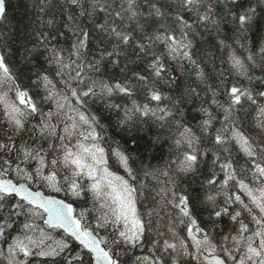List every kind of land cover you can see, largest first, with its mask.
Instances as JSON below:
<instances>
[{"label": "snow or ice", "instance_id": "snow-or-ice-1", "mask_svg": "<svg viewBox=\"0 0 264 264\" xmlns=\"http://www.w3.org/2000/svg\"><path fill=\"white\" fill-rule=\"evenodd\" d=\"M115 2L92 0L91 4L92 11L98 8L112 18L111 23L94 28L114 38L113 51L84 62L90 33L79 26L72 30V52L67 57L64 50L45 42V59L55 72L37 75L34 84L39 91L23 86L8 61L7 49L0 47V131L8 133L6 139L0 137V241L5 245L0 247V257L7 264H38L41 259L45 264H127L123 256L135 251L132 264H264V136L254 139L237 117L247 105L254 106L253 121L264 133V103L258 102L264 99V90L234 83L224 88L226 101H222L220 93L207 85V76L194 57L192 37L199 35L197 24L207 28L218 23L212 16L214 0H175L176 29L148 38L165 48L162 55L152 53L148 68L153 79L130 73L141 82L148 101L133 99L131 107L112 103L111 98L132 97V79L109 82L89 74L99 73L106 57L119 64L121 46L130 42L137 54L148 53L143 43L115 23L124 13L130 19L142 15L137 0H119L121 10L112 11ZM227 2L235 5L240 13L237 22L247 31L255 15L251 4L248 0ZM68 3L80 9L81 16L91 15L82 0ZM149 7L154 17L165 15L155 3ZM7 10V0H0V21L7 19ZM220 43L227 47L224 41ZM260 54L264 71V48ZM166 57L181 68L190 65L196 78L207 85L209 103L197 109L203 116L198 129L183 120L180 100H172L154 86L156 80L168 85L176 82L168 74ZM228 63L238 77L258 80L264 86V76L251 75L258 66L252 54L242 58L233 51ZM190 94L199 96L195 88ZM105 98L109 107L123 111L119 126L143 118L161 128L168 125L176 155L164 169L145 167L138 173L131 153L118 142L109 143L105 126L88 108L90 100ZM217 113L222 116L218 118ZM208 136L217 171L207 180L210 190L204 201L209 218L205 221L197 199L178 190L175 177L197 173L210 154L201 147L202 137ZM233 152L242 155L245 167L237 166ZM114 169H122L123 174ZM161 176L167 180L156 190L154 206L146 207L149 181ZM46 192L63 194V198ZM218 197L222 203H217ZM223 217L232 224L228 232L221 229Z\"/></svg>", "mask_w": 264, "mask_h": 264}, {"label": "trees", "instance_id": "trees-1", "mask_svg": "<svg viewBox=\"0 0 264 264\" xmlns=\"http://www.w3.org/2000/svg\"><path fill=\"white\" fill-rule=\"evenodd\" d=\"M137 2V11L142 13L138 19H130L129 15L124 13L123 19L115 18V23L118 29L130 32L134 41L143 43L147 47L148 53L140 52L137 54L136 45L130 42L129 45L121 46V55L117 57L119 64L111 63L112 58L106 57L101 62L102 66L99 73H89L109 82L132 79L135 86L132 97L111 98L112 103H119L125 107H131V100L133 99L138 103L148 102L141 82L132 78L130 73L139 72L148 75L152 80L151 70L148 68V64L152 60V53L156 55L165 53L163 44L150 43L148 38L166 30H174L177 27L174 22L177 12L175 0H149V3H155L164 12L163 17L151 15L152 9L149 7V3H144V0H137ZM248 2L255 10V15L247 31H242L237 22L236 17L240 13L236 11L235 5L228 3L227 0H214L212 16L218 23L209 24L207 28L197 24L195 31L199 35L192 37L194 57L207 76V85L220 93L218 99L222 101H226L224 88L234 83L252 88L254 91L264 90V86L259 85L258 80L249 82L235 75L228 63V57L233 51L242 58L252 54L256 57L258 66L251 71V75L254 77L264 76V71H261L260 67L262 63L260 49L264 48V0H248ZM82 4L85 10L91 12L90 16L87 12L81 16L79 14L80 9L70 5L68 0H7V19L0 21V47L7 49L10 65L16 70L23 86L30 91H39L34 84L38 74L47 72L49 75H53L55 72V69L45 59L47 54L44 47L45 42L48 46H55L64 50L63 54L67 57L72 52L71 46L74 40L72 30L77 26L90 33L84 62L99 59L102 53L113 51L114 38H110L107 33L100 31L99 27L94 28V25L111 23L112 18L105 12L99 11L98 8L96 11H92V0H82ZM120 10L119 0H116L112 11ZM69 16H72L73 19L69 20ZM186 18L189 17L186 15ZM45 37L47 38L46 41ZM221 41H224L227 47L222 45ZM165 60L168 74L175 76L176 82L168 85L156 80L154 86L170 95L172 100H180L183 120L198 129V122L203 119V116L197 109L202 103L205 106L209 103V97L205 94L207 85L202 84L196 78L190 65L185 63L184 68H181L175 61L167 59V57ZM193 88L196 89L199 96L190 94V89ZM258 102L264 103V99L258 98ZM253 107L250 104L247 105L238 112L237 117L243 130L259 141L264 133H261L253 121L251 115ZM88 108L100 118L101 124L105 126V137L109 139V143L118 142L131 153L133 167L138 173H141L145 167L164 169L175 158L176 153L172 150L171 133L168 125L161 128L157 122L150 118H143L142 120L137 119L131 125L119 126L120 121L124 118L123 111L109 107L107 98L90 100ZM213 110L215 111V109ZM217 116L220 118L222 114L217 113ZM2 127L0 126V128ZM7 135L6 131H0V137L6 139ZM16 140L17 143L21 142L19 137H16ZM201 147L209 151L210 154L202 160L197 173L188 175L177 173L175 178L178 190L183 189L197 199L202 209L203 219L207 221L209 206L204 201V197L210 190L207 180L217 171L212 163L211 149L213 146L210 136L202 137ZM224 154L221 152V155ZM233 155L235 162H238V167L246 166L242 155L235 152ZM174 167L175 165H173ZM114 170H119L123 174L122 169ZM166 180L167 178L162 176L158 180L150 179L148 190L144 196L146 207L154 206L155 192ZM55 195L63 197V194ZM222 199V197H218L217 203H222ZM149 201L152 203H148ZM79 203L82 204L83 202ZM19 223L21 221L17 220V224ZM220 226L225 232L232 228L227 217L221 219ZM218 231L220 230L218 229ZM8 242H11L10 238ZM4 246V241H0V247ZM136 254L138 253L135 251L130 252L124 255L122 260L127 264H132V257ZM0 264H7L4 257H0ZM38 264H45V262L41 259ZM48 264H52V262L49 261Z\"/></svg>", "mask_w": 264, "mask_h": 264}, {"label": "water", "instance_id": "water-1", "mask_svg": "<svg viewBox=\"0 0 264 264\" xmlns=\"http://www.w3.org/2000/svg\"><path fill=\"white\" fill-rule=\"evenodd\" d=\"M46 194H49V193L46 192ZM50 195H54V194H50ZM60 197H61V196H60ZM61 198H63V197H61Z\"/></svg>", "mask_w": 264, "mask_h": 264}]
</instances>
